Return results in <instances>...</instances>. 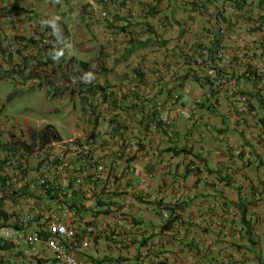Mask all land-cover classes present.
<instances>
[{
    "label": "crops",
    "instance_id": "crops-1",
    "mask_svg": "<svg viewBox=\"0 0 264 264\" xmlns=\"http://www.w3.org/2000/svg\"><path fill=\"white\" fill-rule=\"evenodd\" d=\"M17 1L0 0V5L15 6ZM218 1L114 0L112 15L123 13L137 21L130 32H140L141 22L146 21L155 31L150 40L166 45L138 47L136 35L131 36V44L125 35L114 45L102 19L85 20L86 34L71 44V58L104 47L111 51L113 62L122 57L127 61L113 79L117 103L106 106L100 101L96 116L91 117L67 106L73 128L68 124L59 128L62 135L92 137L94 161L106 166L95 196L112 203L109 213L123 212L121 222L95 238L85 252L93 262L83 258V263L101 264L120 257L128 264H264V117L260 115L264 114V24L256 30L258 23L241 17L232 6L220 7ZM195 3L202 7L201 13ZM21 5L42 7L46 14L56 12L45 2L24 0ZM259 6L257 0H248L244 10L249 9L255 19ZM63 9L77 14L97 10L86 0L68 1L60 7L65 13ZM219 13L232 28L221 38L224 83L198 85L195 77L201 75L200 69L188 65L196 61L194 48L210 43L208 31L219 27ZM24 31L30 34L27 26ZM91 38L92 46L82 44ZM134 61L145 74L140 84L133 77ZM159 65L168 72L164 83L153 78ZM247 69H254L255 75L248 78ZM182 85H186L181 92L183 105L201 99L198 114L174 117L172 133L164 125L154 132L158 114L174 101L172 89ZM74 100L82 106L78 96ZM60 183L67 201L86 198L78 215L104 227V216L97 213L90 195V179L84 186L64 179ZM161 205L174 209L170 224ZM114 228L118 238L110 239Z\"/></svg>",
    "mask_w": 264,
    "mask_h": 264
},
{
    "label": "clouds",
    "instance_id": "clouds-1",
    "mask_svg": "<svg viewBox=\"0 0 264 264\" xmlns=\"http://www.w3.org/2000/svg\"><path fill=\"white\" fill-rule=\"evenodd\" d=\"M23 1L18 0L14 3L15 6L6 5L4 2V6L0 5V69L6 68L14 71V74L21 78L24 84L27 82L33 87L37 85L41 89L46 88L45 100L48 105H53L52 111L55 112L56 117L52 118L51 123L37 126L29 122L20 123L0 114V232H3L5 236V239L0 238V264H17L16 255L22 254L28 249L26 236L32 230L38 229L36 232L42 240L51 236L48 233V228L35 224L37 219H35L34 209L41 202L61 198V201L70 209L71 214L70 218L62 217L61 223L75 230L79 237H84L86 227L104 228L99 224L87 222L86 219L78 215L79 211L77 210L81 209L86 198L79 197L74 203L67 201L65 191L60 189V180L64 179L69 183L84 186L85 181L90 179L92 183L90 195L93 197V201L95 200V207H97L96 186L103 179L106 166L104 163L94 161L95 144L91 142L92 137L88 139H82L79 136L70 137L71 135H66L65 132L62 135L59 128L67 124L68 128H73L71 111H69L70 121L65 119L67 106L75 112L79 109L84 117H91L96 116L100 108V101L106 106L117 103L119 95L116 94V85H114L113 79L117 75V69H121L127 64V61L122 57L113 62L110 58L111 51H106L104 47L100 50L93 49L87 53L82 52L71 58L69 56L70 47L74 41H78L86 34L87 26L83 25L87 19H102L105 22L109 41L114 45L125 35L131 44V36L137 34L130 32V28L137 22L133 16L128 17L123 13L111 14L110 7L114 0H86L88 6L97 10L83 11L81 14H77L74 9H63L65 13L60 11L61 4L67 6L68 1L75 3L76 0L60 1L61 4L58 5L55 0H33L37 3L45 2L46 6L51 4L56 12L48 14L42 11L44 9L42 7L27 8L22 6L21 2ZM257 1L260 4L261 12L255 19L249 13V9L244 10L248 0L246 2L219 0L218 2L222 8H224L223 6H232L241 14V17L248 16V20L258 23L256 30H259V27L264 24V8L261 5L264 4V0ZM222 12L224 13V11ZM15 16H18L19 19H14ZM219 16V27L211 30L210 43L205 46L207 49L195 47L196 61H191L188 65L191 69L194 66L196 69H200L201 75L205 76V84L210 87L217 85L219 81L224 83L225 77L221 72L220 65L224 59L221 38L229 35L232 29L230 20L222 13H219ZM241 17H239L240 20H237L238 24L241 22ZM13 21L18 23V27L14 26ZM144 22L142 21L141 24ZM26 26L30 29V34L24 31ZM150 26L152 35L143 32L145 36L137 35L136 40L138 39L139 42L150 41V44L142 46L143 48L148 46L164 47L166 44L150 40L155 36V31L151 24ZM122 28L127 29L120 32L119 30ZM93 43L92 38L90 41L82 40L83 45L92 46ZM249 49L250 47H247V50ZM209 50L217 52L216 62L215 58L213 61L210 60L213 57L208 52ZM128 53L132 54L130 50ZM134 63L136 64V61ZM181 63L184 62L181 60ZM163 66L166 67L165 63ZM134 67L137 69V64ZM154 69H156L153 72L155 82L164 83V77L168 74L167 69H163L160 65ZM163 70H165L164 73ZM218 70L220 71L219 76ZM251 72H255L254 69H247L245 75L250 78ZM133 77L135 82L141 83V78L136 71H134ZM195 79L197 83V78L195 77ZM166 83L170 86L168 82ZM180 88L172 89L174 101L165 106L164 113L166 115L159 113L157 116V120L153 123L154 132H158L160 125L172 127L174 117H189L198 114L201 99L199 98L194 105H183L179 101ZM53 92L57 95L54 96ZM76 96L83 102L82 106L74 100ZM2 108L3 106H0V113ZM43 121L45 122V119ZM46 130L51 131V135L47 139L43 137ZM32 133L38 134L36 140L32 138ZM60 166L63 168L58 171L57 168ZM127 169L131 174L134 173L133 167L128 166ZM52 179L53 188L51 189ZM41 182L49 185L47 193L43 195L39 188H35ZM62 192L65 193L63 197H58ZM97 209H99L97 213L104 216V221L107 216L121 213L120 221L107 230L116 227L122 220V211L105 214L103 210L100 211V208ZM24 215L30 216L32 219L27 229L21 227L20 219ZM104 232L103 230L102 233L93 236L91 244ZM89 248L81 250L79 253L81 259L84 258L85 252Z\"/></svg>",
    "mask_w": 264,
    "mask_h": 264
},
{
    "label": "built area",
    "instance_id": "built-area-1",
    "mask_svg": "<svg viewBox=\"0 0 264 264\" xmlns=\"http://www.w3.org/2000/svg\"><path fill=\"white\" fill-rule=\"evenodd\" d=\"M63 166L57 168L61 170ZM50 188H53V179L50 182ZM48 184L41 182L35 186L39 188L41 194H46ZM65 193H61L58 197H63ZM35 224L48 228L51 235L47 239H43L36 232L38 229L32 230L26 236V244L28 249L22 254L16 255L17 264H85L82 262L79 253L90 247L93 236L106 231L110 226L118 223L121 219V213L107 216L104 222V228L97 226H89L84 230V237L77 236V232L64 223H61L62 217L70 218V209L66 206L61 198L49 202H41L34 209ZM21 227L27 229L32 219L30 216L21 217ZM73 241V242H72ZM42 249V250H40ZM102 264H124L117 260L107 261Z\"/></svg>",
    "mask_w": 264,
    "mask_h": 264
},
{
    "label": "rangeland",
    "instance_id": "rangeland-1",
    "mask_svg": "<svg viewBox=\"0 0 264 264\" xmlns=\"http://www.w3.org/2000/svg\"><path fill=\"white\" fill-rule=\"evenodd\" d=\"M55 2L57 5L61 4L58 0ZM242 2H246V0H242ZM61 6L66 7L65 4H61ZM36 24L38 25L37 22ZM46 94L45 89H41L37 85L33 87L30 83L24 84V81L16 76L14 71L6 68L0 69V106H3L1 115L20 123L29 122L37 126L51 123L52 118H55L56 115L52 111L53 105H48L45 100ZM53 94L57 95L55 92ZM260 115L264 117L263 113ZM65 119L70 121L69 111L65 113ZM1 237L5 239L3 232H0Z\"/></svg>",
    "mask_w": 264,
    "mask_h": 264
},
{
    "label": "trees",
    "instance_id": "trees-1",
    "mask_svg": "<svg viewBox=\"0 0 264 264\" xmlns=\"http://www.w3.org/2000/svg\"><path fill=\"white\" fill-rule=\"evenodd\" d=\"M194 6L196 7V11L198 12V13H201L202 12V7L200 6V5H198V3H195L194 4ZM142 25V32L140 33H137L136 34V36L138 35V36H145V34L144 33H146L147 35H152V28H151V26H150V24L148 23V22H144V23H142L141 24ZM130 26V25H129ZM127 28H122V29H120L119 31L120 32H123V31H125ZM144 32V33H143ZM211 33V29L208 31V35ZM138 40V39H137ZM150 44V41H145V42H139L138 43V47H142V46H147V45H149ZM205 44H203V43H201L200 44V46L198 47V49H207L205 46H204ZM208 52H210V54H211V57H213V58H210V60H214V58L216 59L215 60V62L217 61V52L215 51V50H209ZM216 56V57H215ZM214 62V63H215ZM138 69H141V68H137V70H135L136 72H137V74H138V76L140 77H145V74L144 73H142V72H140ZM219 73H220V71L218 70V76H219ZM251 74V77H253L254 75H255V72H251L250 73ZM261 76V74H259L258 75V77H260ZM197 78V84H199V85H201L202 83H204L205 84V76H203V75H199L198 77H196ZM210 81V80H209ZM184 86V85H183ZM183 86L180 88V93L182 92V90H183ZM181 95V94H180ZM181 98H182V96L180 97V99H179V101L181 102ZM159 115V114H158ZM157 116V115H156ZM183 117V116H182ZM168 128V127H167ZM166 128V130H170V132L172 133V127H169L168 129ZM51 131L50 130H46V132L44 133V135H43V137L45 138V139H47L50 135H51V133H50ZM38 136V134L37 133H32V138L34 139V140H36V137ZM98 184V183H97ZM96 185V184H95ZM96 187H98V186H96ZM98 188H100V187H98ZM97 198H99V197H97ZM108 199V198H107ZM111 199V198H110ZM110 204H112V203H107L106 201H102V202H100L99 201V199H97V208H105V207H107L108 208V210H106L105 211V214H109V206H110ZM241 205H244L242 208H243V214L246 212L245 210H246V206H245V204H241ZM160 210H162L161 211V213H162V215L165 217V219H167L168 220V222H169V224L173 221L172 219L174 218V209L171 207V206H169V207H164V206H160ZM168 226H170V225H168ZM167 226V227H168ZM116 230H117V228L115 229H112L111 230V233H110V236H108L110 239L111 238H118V235H116ZM84 258L87 260V263L88 262H93L91 259H92V255L91 254H86L85 253V255H84ZM105 260H109L110 261V259H105ZM114 260H117V261H120V262H124V264H128L126 261L127 260H125V259H123V258H120V257H118V258H115ZM102 263V262H101Z\"/></svg>",
    "mask_w": 264,
    "mask_h": 264
}]
</instances>
